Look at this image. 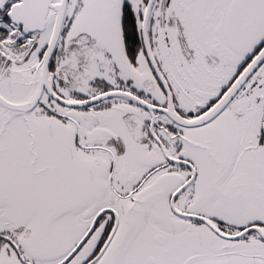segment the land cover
I'll return each mask as SVG.
<instances>
[{"label":"snow or ice","instance_id":"obj_1","mask_svg":"<svg viewBox=\"0 0 264 264\" xmlns=\"http://www.w3.org/2000/svg\"><path fill=\"white\" fill-rule=\"evenodd\" d=\"M0 264H264V0H0Z\"/></svg>","mask_w":264,"mask_h":264}]
</instances>
